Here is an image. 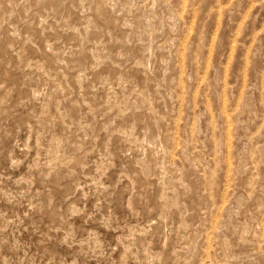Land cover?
I'll use <instances>...</instances> for the list:
<instances>
[{"label": "rangeland", "instance_id": "rangeland-1", "mask_svg": "<svg viewBox=\"0 0 264 264\" xmlns=\"http://www.w3.org/2000/svg\"><path fill=\"white\" fill-rule=\"evenodd\" d=\"M0 264H264V0H0Z\"/></svg>", "mask_w": 264, "mask_h": 264}, {"label": "bare ground", "instance_id": "bare-ground-1", "mask_svg": "<svg viewBox=\"0 0 264 264\" xmlns=\"http://www.w3.org/2000/svg\"><path fill=\"white\" fill-rule=\"evenodd\" d=\"M219 99V98H218ZM238 101V100H237ZM223 102V101H222ZM241 107H243V106H241ZM228 114V113H227ZM229 115V114H228ZM223 119V118H222ZM231 124V123H230ZM229 135V134H228ZM229 140V139H228ZM228 142V141H227ZM221 145V144H220ZM222 146H223V144H222ZM228 147V146H227Z\"/></svg>", "mask_w": 264, "mask_h": 264}]
</instances>
